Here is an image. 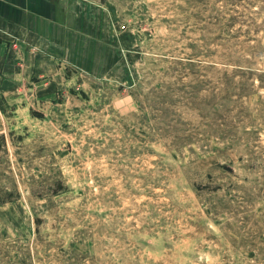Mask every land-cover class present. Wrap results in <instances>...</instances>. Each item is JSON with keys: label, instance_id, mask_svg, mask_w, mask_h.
Returning <instances> with one entry per match:
<instances>
[{"label": "rangeland", "instance_id": "rangeland-1", "mask_svg": "<svg viewBox=\"0 0 264 264\" xmlns=\"http://www.w3.org/2000/svg\"><path fill=\"white\" fill-rule=\"evenodd\" d=\"M64 1L95 47L0 95V264H264V0Z\"/></svg>", "mask_w": 264, "mask_h": 264}, {"label": "crops", "instance_id": "crops-1", "mask_svg": "<svg viewBox=\"0 0 264 264\" xmlns=\"http://www.w3.org/2000/svg\"><path fill=\"white\" fill-rule=\"evenodd\" d=\"M95 47L94 29L64 0H0V95L59 96L80 73V48ZM99 47H103L99 44ZM80 74L90 76L88 70Z\"/></svg>", "mask_w": 264, "mask_h": 264}]
</instances>
